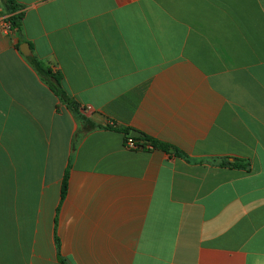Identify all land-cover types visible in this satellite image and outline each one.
<instances>
[{
	"label": "crops",
	"instance_id": "obj_1",
	"mask_svg": "<svg viewBox=\"0 0 264 264\" xmlns=\"http://www.w3.org/2000/svg\"><path fill=\"white\" fill-rule=\"evenodd\" d=\"M15 1L21 35L0 1V264H264V0ZM128 129L178 153L131 150Z\"/></svg>",
	"mask_w": 264,
	"mask_h": 264
},
{
	"label": "trees",
	"instance_id": "obj_2",
	"mask_svg": "<svg viewBox=\"0 0 264 264\" xmlns=\"http://www.w3.org/2000/svg\"><path fill=\"white\" fill-rule=\"evenodd\" d=\"M7 11L10 14L9 22L11 25V29L16 30L19 35L22 34V27H23V18L24 14L23 12H18L21 7L17 4L15 0H0ZM28 64L31 66V68L36 72V74L41 79V82H43L59 99V103L61 106H65L66 109H68L74 117L77 119V121L82 124L81 132L83 134H86L90 131H93V129L96 128V126L85 116L86 109L81 107L79 103H77L74 99H72L67 92L66 88L63 85V79L62 76L59 73L54 72L48 65L37 59L36 57L29 56L25 58ZM127 138H130V131L131 130H123ZM143 138H132L133 140L137 142H142L148 145H151L154 149H161L163 151H170L174 150L175 153H178V150L176 148H173L165 143H162L158 140H155L151 137L143 135ZM237 162L243 163L242 160H236ZM230 165H233L237 168H246V165H237L236 163H231ZM67 177H65V182L63 184V195L66 193V186H67ZM62 263V259H60Z\"/></svg>",
	"mask_w": 264,
	"mask_h": 264
},
{
	"label": "built area",
	"instance_id": "obj_3",
	"mask_svg": "<svg viewBox=\"0 0 264 264\" xmlns=\"http://www.w3.org/2000/svg\"><path fill=\"white\" fill-rule=\"evenodd\" d=\"M10 27L11 25H8L6 28L10 30ZM125 146L131 150H145L153 148L151 145L133 140L132 137L126 139Z\"/></svg>",
	"mask_w": 264,
	"mask_h": 264
},
{
	"label": "water",
	"instance_id": "obj_4",
	"mask_svg": "<svg viewBox=\"0 0 264 264\" xmlns=\"http://www.w3.org/2000/svg\"><path fill=\"white\" fill-rule=\"evenodd\" d=\"M24 45L25 46H22V45L20 46V51H21L22 55H24L25 57L31 56L30 55L31 49L29 47V44H24ZM129 136H131L132 138H143L144 137L142 133H140L136 130L131 131Z\"/></svg>",
	"mask_w": 264,
	"mask_h": 264
}]
</instances>
